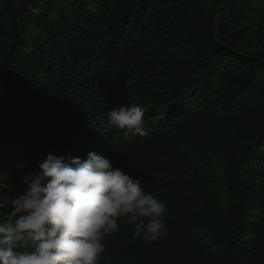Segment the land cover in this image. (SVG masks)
I'll return each mask as SVG.
<instances>
[{
    "label": "trees",
    "instance_id": "1",
    "mask_svg": "<svg viewBox=\"0 0 264 264\" xmlns=\"http://www.w3.org/2000/svg\"><path fill=\"white\" fill-rule=\"evenodd\" d=\"M122 104L148 135L109 124ZM91 151L166 206L165 236L120 218L99 264H264V0H0L8 195Z\"/></svg>",
    "mask_w": 264,
    "mask_h": 264
},
{
    "label": "clouds",
    "instance_id": "2",
    "mask_svg": "<svg viewBox=\"0 0 264 264\" xmlns=\"http://www.w3.org/2000/svg\"><path fill=\"white\" fill-rule=\"evenodd\" d=\"M125 141L148 135L144 110L122 104L107 112ZM39 171L12 185L0 175V264H99L105 237L120 231V218L134 225L133 238L154 242L166 235V206L144 182L103 155L48 154Z\"/></svg>",
    "mask_w": 264,
    "mask_h": 264
}]
</instances>
